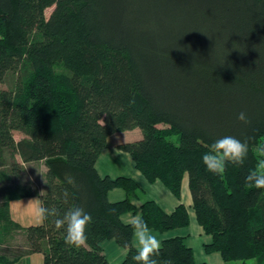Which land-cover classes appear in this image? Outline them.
Returning <instances> with one entry per match:
<instances>
[{
  "label": "trees",
  "instance_id": "obj_1",
  "mask_svg": "<svg viewBox=\"0 0 264 264\" xmlns=\"http://www.w3.org/2000/svg\"><path fill=\"white\" fill-rule=\"evenodd\" d=\"M9 73L14 86L0 87V173L20 172L16 155L44 161L41 205L61 215L79 206L92 217L79 248L65 244L57 217L28 226L25 250L9 261L39 253L43 264H113L102 248L113 239L128 249L120 264H136L121 216L138 211L139 185L101 176L96 164L111 134L139 127L142 137L118 149L177 198L188 173L197 221L212 237L205 250L226 264H264V189L245 183L264 161V0H0V82ZM223 136L246 141L248 154L213 175L201 157ZM114 188L127 197L111 202ZM140 211L160 232L190 222L183 203L167 213L147 200ZM1 222L17 226L8 203ZM154 258L206 264L182 236L164 239Z\"/></svg>",
  "mask_w": 264,
  "mask_h": 264
},
{
  "label": "crops",
  "instance_id": "obj_2",
  "mask_svg": "<svg viewBox=\"0 0 264 264\" xmlns=\"http://www.w3.org/2000/svg\"><path fill=\"white\" fill-rule=\"evenodd\" d=\"M125 131L115 132L109 136L108 147L101 152L96 164L97 170L101 176L108 175L112 178L127 176L134 179L139 185L136 196L131 198L132 203L137 207L138 211L137 213L128 212L123 214L121 216L122 221L126 223V221L133 216H141L140 207L143 202L147 200L156 201L167 213L173 212L179 204L183 203L188 209L190 218V222L187 226L171 229L165 232H160L155 229L150 230L157 236L161 243L166 238L176 236L184 237L185 243L193 249L194 257L198 262H205L206 264H226L220 252H207L205 250V245L211 242L212 237L205 233L203 227L197 221L193 199L189 189L188 173L184 174L182 180L180 198H177L162 181L156 180L150 182L141 171L136 168L131 155L118 149L117 145L123 141H118L117 139L113 141L111 140L114 135H117L118 133H126ZM123 140H127V138H124ZM114 164H117L116 168L113 167ZM108 197L111 202H116L125 199L127 193L122 188H114L110 190ZM132 243L134 245V238L132 239ZM102 248L108 260L113 264H120L128 251L127 248L121 247L113 239L102 242ZM31 258L37 259L38 264H43V256L39 253L24 255L10 264H17L18 262H24L25 264V262H29V259ZM0 264L7 263L0 262Z\"/></svg>",
  "mask_w": 264,
  "mask_h": 264
},
{
  "label": "clouds",
  "instance_id": "obj_3",
  "mask_svg": "<svg viewBox=\"0 0 264 264\" xmlns=\"http://www.w3.org/2000/svg\"><path fill=\"white\" fill-rule=\"evenodd\" d=\"M134 103V100L131 101ZM237 119L248 123L244 112L238 114ZM248 154V145L246 141H241L234 136H223L216 139L208 152L201 157L205 170L213 175L222 174L228 163L243 165ZM258 170H253L245 176V183L253 185L257 189H264V161H261ZM69 184H74V178L66 177ZM67 194L65 193V199ZM33 214L37 222H43L50 216L57 217L55 226L64 230V242L70 247H82L87 241L86 228L92 221L89 213L82 207H69L61 215L57 209L48 208L43 205L35 206ZM132 228L134 238V247L136 254L132 259L136 264H158L154 258L159 254L161 241L149 229L147 222L140 216H133L126 221Z\"/></svg>",
  "mask_w": 264,
  "mask_h": 264
},
{
  "label": "rangeland",
  "instance_id": "obj_4",
  "mask_svg": "<svg viewBox=\"0 0 264 264\" xmlns=\"http://www.w3.org/2000/svg\"><path fill=\"white\" fill-rule=\"evenodd\" d=\"M52 9L53 7L46 9L45 14L47 17H49ZM14 84L15 75L9 73L6 80L0 82V87L12 88ZM125 132L114 135L111 140L117 139L118 141L129 142L138 140L143 135L139 127ZM14 136L16 140H19L24 137V134L16 131ZM124 138H127V140H123ZM15 158L22 165L20 172L13 174L8 168H4L5 171L0 173V204L8 203L10 220L17 225L10 227L6 223H0V260L7 264L12 263L9 260L13 259V253L25 250V228L32 224L41 223L37 222L33 210L35 206L41 205L38 195L44 191L47 171L44 161L24 163L19 155H16ZM113 167L116 168L117 164H114ZM250 262L256 264V260ZM17 264H24V262H18ZM25 264H38V261L31 258Z\"/></svg>",
  "mask_w": 264,
  "mask_h": 264
}]
</instances>
